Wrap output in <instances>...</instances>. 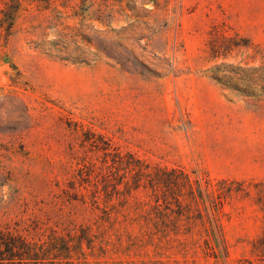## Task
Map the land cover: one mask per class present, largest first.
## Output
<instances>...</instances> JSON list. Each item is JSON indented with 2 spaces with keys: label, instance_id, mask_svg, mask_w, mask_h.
Wrapping results in <instances>:
<instances>
[{
  "label": "rangeland",
  "instance_id": "obj_1",
  "mask_svg": "<svg viewBox=\"0 0 264 264\" xmlns=\"http://www.w3.org/2000/svg\"><path fill=\"white\" fill-rule=\"evenodd\" d=\"M6 33L0 22V230L90 226L74 264H259L264 0H23ZM131 165L210 179L220 202H199L205 226L219 213L213 250L151 237V192H134ZM173 219L158 225L203 228L195 213Z\"/></svg>",
  "mask_w": 264,
  "mask_h": 264
},
{
  "label": "trees",
  "instance_id": "obj_2",
  "mask_svg": "<svg viewBox=\"0 0 264 264\" xmlns=\"http://www.w3.org/2000/svg\"><path fill=\"white\" fill-rule=\"evenodd\" d=\"M23 0H0L4 6L3 10H0L2 14L0 22L1 27L6 30V42L11 34L14 19L17 12L21 7ZM122 1V0H119ZM5 42V43H6ZM107 154L106 149H104ZM119 156V154H116ZM116 156V157H117ZM120 158V157H119ZM113 165L119 163V160L112 159ZM120 166L121 164H117ZM116 166V170L119 167ZM114 167V166H113ZM130 172H133V190L138 191L140 188L150 190L152 201L148 202L149 210L145 211V221L154 223V229L150 231V235L157 236L158 240L170 239L169 235L173 233L175 237L177 235H191L194 236L196 241H201L204 244L211 247V241L222 237V231L219 225V213L217 209L212 205L210 220L214 226H205L204 222H210L208 214L201 210L200 201L207 198L211 204L219 203L217 200L220 198L217 189L207 176H199L192 179L189 174L181 169H156L153 173L143 172L141 169L136 170V166L131 165ZM111 179L109 176H103L102 181L110 186ZM114 180V179H113ZM115 185H118L115 183ZM184 187L188 190V197L190 203L183 204L180 198L184 196L182 193ZM105 190L106 206L101 211L105 218H109L110 202L113 199L111 193H107ZM231 190H229L230 192ZM131 197V196H130ZM169 199L172 202L168 201ZM135 201L137 199H134ZM125 200L124 203H127ZM92 203L96 206L98 204L95 196L92 198ZM123 203V205H124ZM173 203V204H172ZM116 205V204H115ZM122 206V205H121ZM174 206V208H173ZM203 206V205H202ZM98 208V206H97ZM99 209V208H98ZM190 213H195V219L203 224V228L200 230H180L175 227L170 229L166 224L169 222V217L172 215L174 219L172 223L179 222L182 217L187 218ZM218 223V224H217ZM92 230L90 226L80 227L78 230L69 231H57L52 230L49 235H38V238L29 239L20 232H12L8 229L0 230V264H74L76 260H79L80 256L84 254V245L88 249L92 248ZM211 250L213 248L211 247ZM256 256H259V264H264V228L262 236L253 244L251 251ZM252 264V262H246Z\"/></svg>",
  "mask_w": 264,
  "mask_h": 264
}]
</instances>
